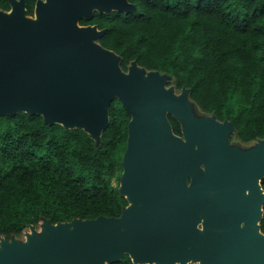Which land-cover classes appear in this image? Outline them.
Wrapping results in <instances>:
<instances>
[{
  "label": "water",
  "instance_id": "water-1",
  "mask_svg": "<svg viewBox=\"0 0 264 264\" xmlns=\"http://www.w3.org/2000/svg\"><path fill=\"white\" fill-rule=\"evenodd\" d=\"M0 8V115L37 113L45 123L78 127L95 142L116 97L129 117L116 190L117 216L72 217L23 239L0 236V264L132 263L264 264L259 230L264 191V136L228 144L233 126L212 114L193 116L187 89L98 43L103 27L77 25L78 15L129 12L126 0H24ZM167 114L179 122L172 132ZM21 234V235H22ZM20 235V236H21Z\"/></svg>",
  "mask_w": 264,
  "mask_h": 264
},
{
  "label": "trees",
  "instance_id": "trees-1",
  "mask_svg": "<svg viewBox=\"0 0 264 264\" xmlns=\"http://www.w3.org/2000/svg\"><path fill=\"white\" fill-rule=\"evenodd\" d=\"M32 1L24 0L25 12ZM129 12L98 17V43L157 69L198 113L229 119L234 136H264V0H132ZM0 8L7 9L6 0ZM95 142L78 127L45 123L37 113L0 115V236L19 237L28 224L97 214L117 216L125 198L116 187L129 114L116 97ZM171 129L179 122L167 114ZM264 191V179H260ZM259 230L264 232V202ZM108 264L132 263L123 253ZM185 264H197L187 262Z\"/></svg>",
  "mask_w": 264,
  "mask_h": 264
},
{
  "label": "flooded vegetation",
  "instance_id": "flooded-vegetation-1",
  "mask_svg": "<svg viewBox=\"0 0 264 264\" xmlns=\"http://www.w3.org/2000/svg\"><path fill=\"white\" fill-rule=\"evenodd\" d=\"M126 1H128V2H131V3H133L134 4V6H135V3L132 1V0H126ZM34 2H35V0H33L32 1V10H33V6H34ZM135 8V7H134ZM110 11H113V10H110ZM110 11H108V12H98L97 10H96V8H94V7H91L90 8V13H89V15L88 16H84V15H78L77 17H76V20H75V22H76V24L77 25H95V27L97 28V29H99V28H101V27H103V26H99L98 25V22H97V20H98V17L99 16H101L102 14H106V13H109ZM119 11V10H118ZM30 14H32V11H31V13ZM103 29H104V27H103ZM103 32H104V30H103ZM103 32H102V34H103ZM101 34V35H102ZM100 35V36H101ZM99 36V37H100ZM99 37L97 38V41H98V39H99ZM168 119V118H167ZM169 121V120H168ZM169 124H170V122H169ZM171 126V125H170ZM172 130V129H171ZM173 132V131H172ZM173 133H175V132H173ZM175 134H177V135H179L180 134V130H179V133H175ZM236 138V137H235ZM237 139V138H236ZM226 141H227V137H226ZM228 143V142H227ZM229 144V143H228ZM231 145V144H230Z\"/></svg>",
  "mask_w": 264,
  "mask_h": 264
},
{
  "label": "rangeland",
  "instance_id": "rangeland-1",
  "mask_svg": "<svg viewBox=\"0 0 264 264\" xmlns=\"http://www.w3.org/2000/svg\"><path fill=\"white\" fill-rule=\"evenodd\" d=\"M27 15H32V14H27ZM165 85H170V84L165 83ZM174 92H177V91L174 89ZM191 112H192L193 116L200 115V113L196 112L194 107H192V106H191ZM227 142L229 144H235L239 148H245V147L249 146L253 141H251V142H241V141H239L238 139L235 138V136L233 134V130H231L227 134ZM33 227H34L35 231L38 232V233L42 231V228H41V225H40L39 222L37 224L33 225ZM26 230H27V228L24 231H26ZM24 231H23V233H24ZM17 239L18 240L23 239V234L21 236L17 237Z\"/></svg>",
  "mask_w": 264,
  "mask_h": 264
}]
</instances>
